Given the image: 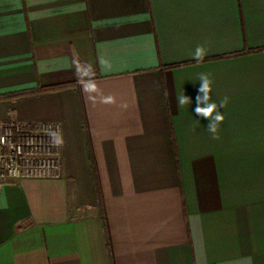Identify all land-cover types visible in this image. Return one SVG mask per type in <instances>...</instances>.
Segmentation results:
<instances>
[{
  "label": "crops",
  "instance_id": "crops-1",
  "mask_svg": "<svg viewBox=\"0 0 264 264\" xmlns=\"http://www.w3.org/2000/svg\"><path fill=\"white\" fill-rule=\"evenodd\" d=\"M2 120L61 174L0 187V264H264V0H0Z\"/></svg>",
  "mask_w": 264,
  "mask_h": 264
},
{
  "label": "built area",
  "instance_id": "built-area-1",
  "mask_svg": "<svg viewBox=\"0 0 264 264\" xmlns=\"http://www.w3.org/2000/svg\"><path fill=\"white\" fill-rule=\"evenodd\" d=\"M61 127L56 121H0V187L61 174Z\"/></svg>",
  "mask_w": 264,
  "mask_h": 264
},
{
  "label": "clouds",
  "instance_id": "clouds-1",
  "mask_svg": "<svg viewBox=\"0 0 264 264\" xmlns=\"http://www.w3.org/2000/svg\"><path fill=\"white\" fill-rule=\"evenodd\" d=\"M206 54L207 49L205 46L198 44L192 53V56L193 59L199 63L203 61ZM196 80L200 81V86L198 88V94L195 97L196 107L194 111L198 116L209 120L207 131L212 134L213 139H219L218 129L224 120V114L219 111V108H225L228 102V97L225 96L220 99L219 104H217V101L212 98L210 95V93L213 92L211 87V73H198ZM165 96L167 97V92H165ZM177 101L179 105H189L191 103V98L182 93L177 98Z\"/></svg>",
  "mask_w": 264,
  "mask_h": 264
},
{
  "label": "trees",
  "instance_id": "trees-1",
  "mask_svg": "<svg viewBox=\"0 0 264 264\" xmlns=\"http://www.w3.org/2000/svg\"><path fill=\"white\" fill-rule=\"evenodd\" d=\"M68 85H69V84L61 85V86H56V87H52V88H48V89H59V88L66 87V86H68Z\"/></svg>",
  "mask_w": 264,
  "mask_h": 264
}]
</instances>
